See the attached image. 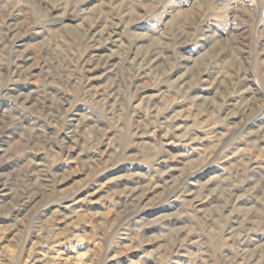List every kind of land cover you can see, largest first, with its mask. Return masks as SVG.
Wrapping results in <instances>:
<instances>
[{"label":"clouds","instance_id":"obj_1","mask_svg":"<svg viewBox=\"0 0 264 264\" xmlns=\"http://www.w3.org/2000/svg\"><path fill=\"white\" fill-rule=\"evenodd\" d=\"M262 142L264 0H0V264H264Z\"/></svg>","mask_w":264,"mask_h":264},{"label":"rangeland","instance_id":"obj_2","mask_svg":"<svg viewBox=\"0 0 264 264\" xmlns=\"http://www.w3.org/2000/svg\"><path fill=\"white\" fill-rule=\"evenodd\" d=\"M99 51H102V50H99ZM100 72L101 70H97L96 73H94L93 75H100ZM107 82V78L106 77H101L100 80L98 81H93L94 84H96L97 86L103 84V83H106ZM140 83H143V84H147L148 81L147 80H143V81H139ZM146 92L148 94H152V95H156L157 94V90L156 89H153V88H147L146 89ZM174 108L178 109L181 113L184 112V107H182L180 104H174L173 105ZM189 111H193V109H191V106H189ZM189 119H192V117L190 116ZM195 119L197 121L201 120V119H204V122L205 124L207 123H210L211 122V118H208V119H205L202 115L200 114H196L195 115ZM239 120V116L238 115H232L231 118H225V121L224 122H221V123H218L215 125V128L216 129H220V128H223L224 131L222 132V135L223 137L227 138L231 133H232V128L230 126H226V125H229L231 123V121H238ZM180 121V117H178V122ZM111 131V130H110ZM203 143L204 144H209V141L207 139L203 140ZM264 143V142H262ZM246 147V145H245ZM210 150L212 151H215V146L212 145L210 146ZM244 149L242 148L241 151H243ZM239 158V152L237 153H234L232 155V157L230 158L233 162L235 160H237ZM228 163L229 161H224L223 162V168H227L228 167ZM215 167L216 166H211V167H206L204 172L203 173H197V175H206L208 172H214L215 170ZM112 172H116L117 169H112L111 170ZM82 179V174L80 175H75L72 177V180H80ZM208 179H211V177L209 176ZM72 180H69V181H65V184H71L72 183ZM109 180H115V177L114 176H109ZM203 182V181H202ZM122 183V182H121ZM103 185H104V188H111V184H109L108 180H104L103 181ZM127 187H131V185H126ZM104 190L103 189H98L95 193V195L92 197V199L95 201V200H98L100 196L104 195ZM84 194L81 193V196H83ZM153 198V193L149 192L147 193L146 195L143 196V202H149L151 199ZM211 199H215V197H210V200ZM206 203H208L206 201ZM166 206L165 205H160V204H157L153 207H149V208H146L144 210V213H153V212H156L157 210L159 209H163L165 208ZM88 211H103L105 213H107V215L111 218L113 213L111 211V209L109 208H101L98 204H93L91 206L90 209H88ZM142 213V215L144 214ZM158 217L157 216H154V215H149L147 217V219L149 221H154L156 220ZM113 223L115 224L116 221H113ZM61 224H63V221L61 222ZM157 227V225H151L150 227L146 226L144 229H143V233L147 234L149 237H155V236H158L159 233H157L155 231V228ZM160 243L159 240L155 241V243H147L143 246V248H136V247H131L130 249H127L125 251H123V253L119 256L116 257V259H119V260H125L126 258L128 257H132L133 260H132V264H144V261L140 259V256L143 255V252L145 250L147 251H152L155 249V247ZM63 253L61 252L60 254H58L57 258H59V255H62ZM88 256H89V253L87 252H84L81 254L80 257L77 258V261H78V264H84V262L88 259ZM145 259H148V258H145ZM65 264H71V257H68L66 260H65Z\"/></svg>","mask_w":264,"mask_h":264}]
</instances>
